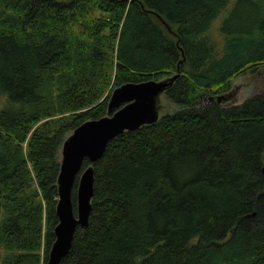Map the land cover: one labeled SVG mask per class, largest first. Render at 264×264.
Instances as JSON below:
<instances>
[{
    "label": "trees",
    "instance_id": "16d2710c",
    "mask_svg": "<svg viewBox=\"0 0 264 264\" xmlns=\"http://www.w3.org/2000/svg\"><path fill=\"white\" fill-rule=\"evenodd\" d=\"M229 2L0 0V264H47L65 138L117 86L178 72L171 110L93 163L90 222L60 264H264V90L224 104L264 65V0L237 1L219 47Z\"/></svg>",
    "mask_w": 264,
    "mask_h": 264
},
{
    "label": "water",
    "instance_id": "95a60500",
    "mask_svg": "<svg viewBox=\"0 0 264 264\" xmlns=\"http://www.w3.org/2000/svg\"><path fill=\"white\" fill-rule=\"evenodd\" d=\"M180 74L178 72L161 80L129 81L117 86L109 96L107 114L84 121L65 138L58 175L56 239L47 264H60L71 250L78 227L89 225L95 193L93 163L104 155L109 142L119 134L160 119L159 96ZM224 98V95L217 96L218 101ZM209 100H213V97H209ZM86 160L89 164L84 166ZM78 175L74 204L73 189Z\"/></svg>",
    "mask_w": 264,
    "mask_h": 264
},
{
    "label": "rangeland",
    "instance_id": "374dc122",
    "mask_svg": "<svg viewBox=\"0 0 264 264\" xmlns=\"http://www.w3.org/2000/svg\"><path fill=\"white\" fill-rule=\"evenodd\" d=\"M238 0H230L228 6L220 13V15L213 22L209 34L215 39L219 47L223 45V37L221 35L220 27L223 24L225 18L228 16L229 11L236 5ZM244 17L251 16V12L256 10L255 5H250L242 8ZM164 79V78H163ZM234 96L230 101H226L224 104L232 105L239 104L246 100L248 97L258 94L264 90V65L259 68V71H247L245 74L237 76L233 82ZM4 96L1 97L0 101H4ZM210 102L209 98L203 99V103L206 104ZM158 103L160 105V115L165 114L171 110V103L165 97V93L159 96ZM62 157L60 151V158ZM4 250L0 249V262L2 259Z\"/></svg>",
    "mask_w": 264,
    "mask_h": 264
}]
</instances>
